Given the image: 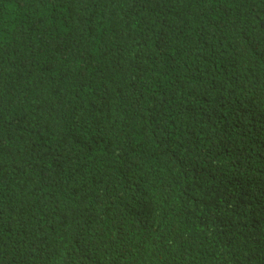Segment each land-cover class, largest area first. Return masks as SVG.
<instances>
[{
    "label": "trees",
    "instance_id": "1",
    "mask_svg": "<svg viewBox=\"0 0 264 264\" xmlns=\"http://www.w3.org/2000/svg\"><path fill=\"white\" fill-rule=\"evenodd\" d=\"M0 264H264V0H0Z\"/></svg>",
    "mask_w": 264,
    "mask_h": 264
}]
</instances>
